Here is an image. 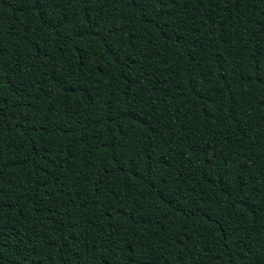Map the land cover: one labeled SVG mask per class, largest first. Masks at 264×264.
<instances>
[{
	"label": "trees",
	"instance_id": "1",
	"mask_svg": "<svg viewBox=\"0 0 264 264\" xmlns=\"http://www.w3.org/2000/svg\"><path fill=\"white\" fill-rule=\"evenodd\" d=\"M0 264H264V0H0Z\"/></svg>",
	"mask_w": 264,
	"mask_h": 264
}]
</instances>
